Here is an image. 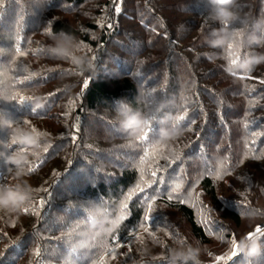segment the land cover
<instances>
[{
	"label": "trees",
	"instance_id": "obj_1",
	"mask_svg": "<svg viewBox=\"0 0 264 264\" xmlns=\"http://www.w3.org/2000/svg\"><path fill=\"white\" fill-rule=\"evenodd\" d=\"M261 53L264 0H0V264H264V232L230 260L264 224Z\"/></svg>",
	"mask_w": 264,
	"mask_h": 264
},
{
	"label": "clouds",
	"instance_id": "obj_2",
	"mask_svg": "<svg viewBox=\"0 0 264 264\" xmlns=\"http://www.w3.org/2000/svg\"><path fill=\"white\" fill-rule=\"evenodd\" d=\"M221 11L230 12L231 9H217L216 10V15L219 18L218 22L223 23V24L229 23L227 18L220 16ZM218 39H220L219 36L213 37L211 41L209 42V47L216 48L217 47L216 40ZM261 55H264V53H261ZM125 127L127 128L129 132L134 130V125L129 127L126 124ZM177 131L178 130H175V129L172 130L171 133L165 131L162 133V136L169 135V134H177ZM18 133H19V130H18ZM17 139L20 140V142H23V136L21 134L17 135L14 140H17ZM12 194H14V189L11 185L7 187H0V206H4L3 202L6 201L9 198V196ZM237 243L239 244L240 252H247L249 255H255L259 251V240L258 239L250 240L248 237V234H246L239 241H237ZM196 258H197V254H196L195 249H193L192 252L188 254L180 253L177 255V261L183 262V264H188V261H192L193 264H196Z\"/></svg>",
	"mask_w": 264,
	"mask_h": 264
},
{
	"label": "snow or ice",
	"instance_id": "obj_3",
	"mask_svg": "<svg viewBox=\"0 0 264 264\" xmlns=\"http://www.w3.org/2000/svg\"><path fill=\"white\" fill-rule=\"evenodd\" d=\"M115 11H116L117 13H120L121 9H120L119 7H117V8L115 9ZM22 44H23L22 38H21V37H16V46H15V48H14L13 62L15 61V58H16L17 56H23V55L25 54L24 51H23ZM25 79H27V77H25ZM8 98H10L11 100H14V101H17V100H18V98H17L16 95H11V96H9ZM27 100H28V98H26V97H20L18 101H19L20 103H23L24 101H27ZM180 119H184V118H183V117H180ZM151 132H152V128L149 127V128L147 129V131H145V133H144V135L142 136L141 139H143L145 142H147V141L149 140V133H151ZM155 174H156V173L153 172V175H155ZM141 191H143V189H141ZM41 204H43V201H41ZM123 207H124L125 209H127V208L129 207V205H128V204H124ZM148 211L151 212V208H150V207H149ZM121 218H123V217H121ZM145 219H146V220H149V221L152 220L151 216H149V215H147V214H146V216H145ZM116 223L118 224L119 221H116ZM261 232H264V228L258 226V227L255 229L254 232H249V233H248V237H249V239L251 240V239H253V238L256 236L257 233H261ZM119 246H120V244L117 243V247H119ZM232 249H233V251H232V256H233V258H234V257L239 253V251H240V249H239V244L237 243V240L235 239V237H233V239H232ZM37 255L39 256V253H37Z\"/></svg>",
	"mask_w": 264,
	"mask_h": 264
},
{
	"label": "rangeland",
	"instance_id": "obj_4",
	"mask_svg": "<svg viewBox=\"0 0 264 264\" xmlns=\"http://www.w3.org/2000/svg\"><path fill=\"white\" fill-rule=\"evenodd\" d=\"M177 220H178V217H175ZM22 220H24L23 218H22ZM260 227H262V228H264V224L263 225H260ZM129 247V244L127 243L126 245H125V252H127L128 253V248ZM233 259V256H232V254H231V257H230V260H232Z\"/></svg>",
	"mask_w": 264,
	"mask_h": 264
}]
</instances>
